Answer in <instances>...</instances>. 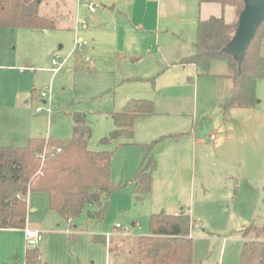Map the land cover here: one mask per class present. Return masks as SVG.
Returning a JSON list of instances; mask_svg holds the SVG:
<instances>
[{
    "label": "rangeland",
    "instance_id": "1",
    "mask_svg": "<svg viewBox=\"0 0 264 264\" xmlns=\"http://www.w3.org/2000/svg\"><path fill=\"white\" fill-rule=\"evenodd\" d=\"M93 2L94 14L79 0L45 3L41 13L57 19L56 30L0 28V146L25 147L35 137L68 139L71 113L80 111L93 128L90 148L113 153L112 180L122 186L101 221L89 218L90 207L65 219L50 209L46 194H29L36 211L29 212L27 227L43 232L37 246L42 264H136L153 209L167 203L170 210L193 208L200 221L192 235L194 264H239L240 231L254 220L264 222V81L256 108H234L225 116L230 64L213 60L207 71L176 64L196 54L198 22L220 15L217 7L200 10L198 0H179L160 17L150 0ZM67 13L75 15L73 29L64 25ZM234 17L238 21L227 6L226 19ZM78 54L85 64L77 68ZM53 59L65 62L56 75ZM140 99L152 100L156 114L137 122L132 140L101 143L115 129L110 113ZM177 132L185 135L156 146L152 195L137 201L139 144ZM97 235L106 236V244L95 242ZM27 248L25 229H0V264H26Z\"/></svg>",
    "mask_w": 264,
    "mask_h": 264
},
{
    "label": "trees",
    "instance_id": "2",
    "mask_svg": "<svg viewBox=\"0 0 264 264\" xmlns=\"http://www.w3.org/2000/svg\"><path fill=\"white\" fill-rule=\"evenodd\" d=\"M52 0H0V28L39 29L59 28L55 18L41 13L42 6ZM199 5L218 3L225 8L235 7L238 21L228 23L224 15L200 19L194 46L196 54L183 58L178 65H192L207 71L211 61H227L232 79L229 97L223 106L224 115L230 110L254 109L258 106L259 84L264 81V22L239 61L228 47L233 42L244 10L242 0H198ZM65 24L74 28L72 13L64 15ZM67 29V28H66ZM140 57H132L138 60ZM80 54L76 66H84ZM156 114L152 100L129 101L122 110L110 113L115 129L101 143L108 144L120 138L132 140L138 121ZM72 136L68 139L35 137L25 147L0 146V229H26L28 219V195L43 193L49 198V207L61 217L71 220L81 216L86 207L91 219L103 220L110 206L111 196L121 189L112 180V155L90 148L93 128L87 115L80 111L71 113ZM183 134L162 136L150 143L139 144L143 150L142 163L137 168L134 191L137 201L149 199L153 191L157 161L156 146L168 138ZM237 188V186H236ZM264 207V198H263ZM196 221L185 207L177 214L165 211L151 216V233L139 239L136 264H194L195 241L192 230ZM244 242L239 264H264V222L255 220L240 231ZM95 242L106 244L107 237L94 236ZM40 248L26 249V264H42Z\"/></svg>",
    "mask_w": 264,
    "mask_h": 264
},
{
    "label": "water",
    "instance_id": "3",
    "mask_svg": "<svg viewBox=\"0 0 264 264\" xmlns=\"http://www.w3.org/2000/svg\"><path fill=\"white\" fill-rule=\"evenodd\" d=\"M244 10L240 15L236 36L228 50L241 61L264 22V0H242Z\"/></svg>",
    "mask_w": 264,
    "mask_h": 264
},
{
    "label": "crops",
    "instance_id": "4",
    "mask_svg": "<svg viewBox=\"0 0 264 264\" xmlns=\"http://www.w3.org/2000/svg\"><path fill=\"white\" fill-rule=\"evenodd\" d=\"M165 1H167V2H165ZM169 2V3H168ZM179 4H180V2H179V0H150V3H149V6L151 5L152 7H155L156 8V11H157V13H158V15L161 17V16H167L168 15V11H169V9H167V7L169 6V5H172L171 7H173L174 6V8H178V6H179ZM208 5H213V6H215V7H217L216 8V11H218V10H220L221 12H220V15H212V16H221V15H224L225 16V19H226V7L225 8H223V6L221 5V4H218V3H205V4H202V5H199V2H198V6H199V9L200 10H202V9H204V7H207ZM228 6H230V5H228ZM219 7V8H218ZM233 7V6H232ZM233 9H234V11H235V15H236V9H235V7H233ZM171 11V10H170ZM94 14V13H93ZM72 16L74 17V20H75V15L74 14H72ZM210 17H211V15H210ZM210 17H208V18H210ZM208 18H205V19H208ZM202 19V18H201ZM226 21L229 23V21L226 19ZM237 21H236V19H235V17H234V20H233V22L231 23V24H233V23H236ZM80 41H82V40H80ZM194 44V43H193ZM124 56V55H123ZM231 88H232V86L230 87V91H231ZM46 103V102H45ZM150 119V118H149ZM146 120V119H145ZM141 121V120H140ZM176 134H183V135H185V133H181V132H177V133H169L168 135H157L156 137H154V138H151V139H144L143 140V142L141 143V144H145V143H150L151 141H153V140H155V139H158V138H160V137H162V136H169V135H176ZM213 136V135H212ZM181 137V136H180ZM143 160V159H142ZM142 160H141V162H140V164L142 163ZM138 167H139V165H138ZM157 167H158V163H157ZM157 170V169H156ZM156 172V171H155ZM31 194V193H30ZM29 196V195H28ZM28 207H29V211H28V214H29V212H34V211H36V208L33 206V205H31L30 204V202H29V199H28ZM172 208V204L171 203H167V204H165L164 206H162V207H160L161 209H159V210H156V209H153V210H155V211H152V215L154 214V213H159V212H161V211H165V212H167L168 214H177L178 212H180V210L181 209H183V208H180V209H169V208ZM170 211H169V210ZM187 210H189V212H190V214H191V216H192V218L195 220V221H197V219L194 217V214H192V212H193V208H186ZM194 213V212H193ZM27 222H28V219H27ZM197 222H199L200 223V221L198 220ZM118 223H116V225H117ZM115 225V226H116ZM28 226V225H27ZM26 228H29V227H26ZM30 229H32V228H30ZM34 229V228H33ZM36 230H38V229H36ZM117 230H120V229H117ZM194 230V229H193ZM193 230H192V235H193Z\"/></svg>",
    "mask_w": 264,
    "mask_h": 264
},
{
    "label": "built area",
    "instance_id": "5",
    "mask_svg": "<svg viewBox=\"0 0 264 264\" xmlns=\"http://www.w3.org/2000/svg\"><path fill=\"white\" fill-rule=\"evenodd\" d=\"M84 3L85 6L88 7L89 11L91 14L95 13L96 12V5L95 3L93 2V0H79V3ZM87 24V21H83L82 22V25H86ZM79 43V42H78ZM83 45H86V42L82 43ZM64 61H58L57 59H53L52 60V72L54 75L58 74L64 67ZM41 97L42 98H49V94L46 93V92H42L41 93ZM47 103V102H46ZM43 111L42 108H38L36 109V113H41ZM49 112H51V110H49ZM212 139L215 138V136L213 135L211 137ZM116 229H120L126 233H129L130 232V229L127 228V227H124L122 224L118 223L116 225ZM25 235H26V240H27V244H28V248H35L37 247L40 242L42 241L43 239V232L39 231V230H36V229H30V228H26L25 229Z\"/></svg>",
    "mask_w": 264,
    "mask_h": 264
}]
</instances>
